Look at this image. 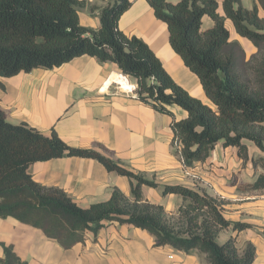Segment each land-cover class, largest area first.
I'll use <instances>...</instances> for the list:
<instances>
[{"label":"trees","instance_id":"obj_1","mask_svg":"<svg viewBox=\"0 0 264 264\" xmlns=\"http://www.w3.org/2000/svg\"><path fill=\"white\" fill-rule=\"evenodd\" d=\"M146 2L165 24L171 49L198 78L207 102L177 85L143 40L119 31L118 21L131 0H109L99 10L97 30L79 24L78 9L88 6L84 1L0 0V77L50 70L81 56L110 62L136 81L140 102L168 116H172L171 106L186 113V118L171 123L173 143L180 146L175 153L185 167L204 162L218 144L235 148L238 157L247 161L243 141L251 142L262 154L251 159L252 164L264 167V19L258 16L257 6L247 10L241 0H223L224 16H220L215 0ZM257 2L264 10V0ZM205 16L213 26L202 30ZM225 19L255 49L249 58L237 42L229 41ZM103 152L101 145L72 148L54 131L43 136L25 124H10L0 110V219L13 218L41 230L64 249L83 242L86 233L95 238L106 224L118 223L148 232L157 247L170 246L186 254L197 250L206 255L207 264H253L252 245L239 252L233 237L223 244L216 241L218 233L229 226L234 232L248 227L223 217V201L183 186L163 185L162 196L182 199L177 212L169 216L162 206L142 201L141 186L155 188L154 182ZM65 157L95 160L107 172L135 181L132 200L113 189L108 201L83 209L62 190L43 187L27 173L33 163ZM249 187L263 188L264 176ZM1 246L0 264H27L12 247Z\"/></svg>","mask_w":264,"mask_h":264},{"label":"crops","instance_id":"obj_2","mask_svg":"<svg viewBox=\"0 0 264 264\" xmlns=\"http://www.w3.org/2000/svg\"><path fill=\"white\" fill-rule=\"evenodd\" d=\"M78 1L88 5L78 9L79 24L97 30L99 10L109 0ZM166 1L175 4L180 0ZM215 1L218 14L224 16L223 0ZM241 5L247 10L256 5L258 16L264 19L257 0H241ZM212 26V20L203 17L202 30ZM224 26L229 41L237 42L247 58L255 53L251 43L237 35L230 20L225 19ZM118 29L128 37L143 40L177 85L207 102L198 78L171 49L165 24L155 18L146 0H131ZM120 74L115 64L81 56L50 70L0 77V110L8 123L25 124L43 136L54 131L69 147L95 149L101 145L103 154L157 185L141 186L142 201L162 206L168 215L177 212L182 199L173 194L162 196L163 185L183 186L223 201V217L248 227L240 232H234L232 226L221 230L217 243L233 237L239 252L250 244L255 249L253 264H264V187H249L264 176V167L251 162L262 157L259 150L243 141L249 157L243 161L235 148L218 144L204 162L185 167L173 147L171 123L186 118V113L176 106L168 108L172 116L153 110L120 89ZM27 173L43 187L62 190L83 209L108 201L113 189L132 200L131 186L135 183L107 172L95 160L76 157L36 162ZM2 244L12 247L27 264H207L206 255L197 250L186 254L170 246L157 247L148 232L118 223L106 224L95 238L86 233L83 242L64 249L41 230L13 218L0 219V258Z\"/></svg>","mask_w":264,"mask_h":264},{"label":"built area","instance_id":"obj_3","mask_svg":"<svg viewBox=\"0 0 264 264\" xmlns=\"http://www.w3.org/2000/svg\"><path fill=\"white\" fill-rule=\"evenodd\" d=\"M118 82L117 84L119 85L120 89H122L124 92L126 93H129V94H132V95H135L136 96V88H137V85L136 83H133L131 82L127 76H123V75H118ZM122 80V82H121ZM173 147L174 149L176 150H180V146L178 145L177 142H174L173 143Z\"/></svg>","mask_w":264,"mask_h":264},{"label":"rangeland","instance_id":"obj_4","mask_svg":"<svg viewBox=\"0 0 264 264\" xmlns=\"http://www.w3.org/2000/svg\"><path fill=\"white\" fill-rule=\"evenodd\" d=\"M167 214V213H166ZM169 216H171V215H169Z\"/></svg>","mask_w":264,"mask_h":264},{"label":"bare ground","instance_id":"obj_5","mask_svg":"<svg viewBox=\"0 0 264 264\" xmlns=\"http://www.w3.org/2000/svg\"><path fill=\"white\" fill-rule=\"evenodd\" d=\"M121 82H122V80H121Z\"/></svg>","mask_w":264,"mask_h":264}]
</instances>
